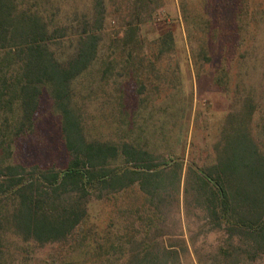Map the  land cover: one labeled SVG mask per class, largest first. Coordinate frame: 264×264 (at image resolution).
Masks as SVG:
<instances>
[{"label":"rangeland","instance_id":"rangeland-1","mask_svg":"<svg viewBox=\"0 0 264 264\" xmlns=\"http://www.w3.org/2000/svg\"><path fill=\"white\" fill-rule=\"evenodd\" d=\"M19 1L31 11H58L66 20L74 19L68 38L80 32L81 20L100 10L94 0H56V6L55 0ZM103 11L99 55L73 83V103L87 138L126 140L182 161L184 172L190 162L205 168L220 131L250 97L257 105L250 131L264 145V0H104ZM68 43L56 52L66 51ZM8 144L6 160L26 168L65 163L60 117L47 92L33 129L11 137ZM241 180L240 194L257 184L253 175ZM182 182L173 193L176 199L166 206V219L157 223L169 231L159 240L168 245L178 241V233L184 236L189 249L180 264H227L232 242L224 230L193 216L196 194L184 193ZM185 197L191 200L188 214ZM143 205L136 184L93 200L88 236L68 243L21 250L18 239L6 231L8 263L63 264L73 258V264H89V258L97 259L91 253L101 252L97 245L106 250L108 239L142 240L148 231ZM153 227L152 236L157 235ZM240 260L238 264H264V253Z\"/></svg>","mask_w":264,"mask_h":264},{"label":"trees","instance_id":"trees-1","mask_svg":"<svg viewBox=\"0 0 264 264\" xmlns=\"http://www.w3.org/2000/svg\"><path fill=\"white\" fill-rule=\"evenodd\" d=\"M94 1L100 10L81 20L80 32L68 38L74 19L66 20L58 11H31L19 0H0V150H5L0 153V264H9L6 231L18 239L21 250L68 243L85 233L87 237L92 201L135 184L144 196L148 231L139 242L129 236L108 239L106 250L98 244L101 252L91 255L99 264H180L188 251L185 240L178 237L168 245L160 241L158 236L169 231L157 223L166 219V206L176 199L172 196L179 192L181 181L184 193L196 194L193 216L224 230L232 242L227 264H238L240 256L252 259L264 253V145L250 131L257 108L250 97L220 131L205 168L190 162L184 172L182 161L126 140L86 137L73 103V83L99 55L104 0ZM65 40L68 47L58 54ZM44 91L60 117L66 160L60 168H26L6 160L8 142L33 129ZM260 120L264 122V115ZM116 162L120 166L113 165ZM246 175H253L257 184L240 194L238 187ZM185 200L188 214L191 200ZM152 227L157 235L152 236ZM72 260L63 264H73Z\"/></svg>","mask_w":264,"mask_h":264},{"label":"crops","instance_id":"crops-1","mask_svg":"<svg viewBox=\"0 0 264 264\" xmlns=\"http://www.w3.org/2000/svg\"><path fill=\"white\" fill-rule=\"evenodd\" d=\"M179 238H183L184 239V236H179ZM185 240V239H184ZM185 243H186V245H187V249H189V247H188V243H187V241L185 240Z\"/></svg>","mask_w":264,"mask_h":264}]
</instances>
